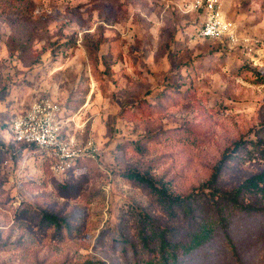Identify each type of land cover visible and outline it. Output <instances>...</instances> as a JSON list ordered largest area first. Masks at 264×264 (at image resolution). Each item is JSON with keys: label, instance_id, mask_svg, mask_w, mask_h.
Here are the masks:
<instances>
[{"label": "rangeland", "instance_id": "rangeland-1", "mask_svg": "<svg viewBox=\"0 0 264 264\" xmlns=\"http://www.w3.org/2000/svg\"><path fill=\"white\" fill-rule=\"evenodd\" d=\"M193 2L0 0V264L154 263L161 240L227 216L242 262L264 264V193L236 194L264 172V0L223 2L253 50L201 38ZM42 99L97 160L54 176L13 142ZM226 252L218 229L178 264H235Z\"/></svg>", "mask_w": 264, "mask_h": 264}, {"label": "built area", "instance_id": "built-area-1", "mask_svg": "<svg viewBox=\"0 0 264 264\" xmlns=\"http://www.w3.org/2000/svg\"><path fill=\"white\" fill-rule=\"evenodd\" d=\"M224 0H194L193 8L204 14L199 36L203 39L224 40L231 45H243L253 50L254 44L242 41L235 24L222 16ZM61 106L50 99L35 101L29 110L16 117L9 132L14 143L26 146L49 162L54 176H63L75 168L80 159L97 160L100 150L93 140L78 143L62 132Z\"/></svg>", "mask_w": 264, "mask_h": 264}, {"label": "trees", "instance_id": "trees-1", "mask_svg": "<svg viewBox=\"0 0 264 264\" xmlns=\"http://www.w3.org/2000/svg\"><path fill=\"white\" fill-rule=\"evenodd\" d=\"M212 40V39H209ZM240 143L237 144V148L240 147L239 146ZM24 148H26V146L21 145ZM27 149V148H26ZM82 160H86V159H80L75 168L72 170H69L68 172H66L63 176H66L67 174H70L72 172L75 171V169L77 168V166L80 164V162ZM89 160H93V159H89ZM44 162H46V164H48L49 166V162L47 160H43ZM95 161V160H94ZM217 172H215L212 177L211 180L209 181V183L212 185L216 182V177H217V173L218 170H220L221 166L217 167ZM131 177H133L134 179H136L138 182L141 183H145L146 185H148L149 187H151L154 191H156L158 194H160V196L165 197L168 199H174L177 201H183V198L181 197H172L169 196L167 191L165 189H158L157 187H155V184L152 180H150L149 178L142 176L138 173H132ZM239 190L236 191V194L239 193L241 190H254V191H258V192H262L264 193V172L257 174L255 176H252L250 178H247V180L245 181L244 184H242V186L240 188H238ZM231 199V203H233V205H235V207L239 208L240 213L243 212L245 213L246 211H254L256 210L254 207L252 206H245L240 204L237 201L236 196H229ZM235 214V211H233L232 213H229V216H232ZM239 216V215H238ZM50 220L52 219V217H49ZM229 223V217H219L218 220V226L215 227L216 229H214V226H207V225H203L201 227L197 226V230L193 232V234L185 239L182 242H166L164 239L160 241V247L161 250H163L161 257L159 258L158 262H154L152 263L151 259L148 261V264H178L179 260L182 259L184 254H187L197 248H199L200 246H202L206 240H209L213 237V235L217 232L218 229H221V232L224 236V246L226 248V250L228 252L229 258L234 262L235 264H244L241 260V253L238 252L239 250V246H238V241L235 240V238H233L231 236V234L229 233V231H227V224ZM190 240V241H189ZM168 244H172V248L170 249L168 246ZM168 245V246H167Z\"/></svg>", "mask_w": 264, "mask_h": 264}, {"label": "crops", "instance_id": "crops-1", "mask_svg": "<svg viewBox=\"0 0 264 264\" xmlns=\"http://www.w3.org/2000/svg\"><path fill=\"white\" fill-rule=\"evenodd\" d=\"M62 121V120H61ZM63 122V121H62ZM62 122H61V128H62ZM65 135V134H64ZM68 135V134H67ZM70 137V136H69Z\"/></svg>", "mask_w": 264, "mask_h": 264}]
</instances>
